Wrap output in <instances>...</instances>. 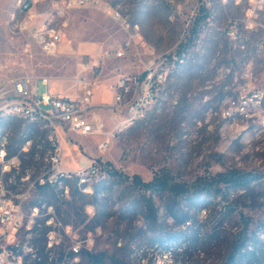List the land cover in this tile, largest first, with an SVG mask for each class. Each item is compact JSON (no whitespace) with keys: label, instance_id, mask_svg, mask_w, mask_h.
<instances>
[{"label":"rangeland","instance_id":"1","mask_svg":"<svg viewBox=\"0 0 264 264\" xmlns=\"http://www.w3.org/2000/svg\"><path fill=\"white\" fill-rule=\"evenodd\" d=\"M52 1L45 0L38 11L50 9ZM12 2L0 0V113L14 98L11 86L18 78L37 79L38 96L46 90L42 78L50 81L53 94L76 95L90 83L94 104L106 95L103 91L110 92L119 74L140 73L159 58H166L170 67L167 99L160 109L153 105L144 120L119 130L117 124L124 114L113 106V100L98 106L105 130L113 134L105 151L98 149L105 134L80 136L66 126L58 127L60 167L82 168L96 160L101 174L95 182L106 181L96 198L77 197L81 218L70 215L80 239L92 234V251L116 256L125 264H222L245 219L249 230L261 234L264 179L228 205L236 208L233 213L223 200L210 198L199 209L185 208L192 221L178 225L166 210L170 200L157 196L153 197L156 219L147 223L141 193L119 185L110 171L139 174L147 181L165 169L175 180L185 182L230 168L264 174V100L260 106H250L249 116L222 114L242 86L264 87V0H95L66 14L64 40L53 55L43 53L29 34L9 27ZM201 4L208 9V17L198 25V34L177 66L175 51L188 39L194 19L202 18ZM111 11L136 29L122 28ZM230 30L234 37L228 34ZM118 50L123 51L121 57L116 56ZM247 71L250 78H246ZM5 118L10 128L1 122ZM10 130L11 152L25 136L34 143L46 136L44 127L29 126L17 115L0 118V135ZM42 146L40 154L47 149V144ZM45 156L25 157L23 164L47 166ZM18 183V178L4 177L7 188L14 189ZM67 199L54 197L50 190H35L25 210L34 203H51L55 219L63 225ZM43 221L40 216L20 232L22 264H38L48 255ZM70 243L62 233L48 264H61L59 254L68 255ZM70 264L86 263L78 257Z\"/></svg>","mask_w":264,"mask_h":264},{"label":"built area","instance_id":"2","mask_svg":"<svg viewBox=\"0 0 264 264\" xmlns=\"http://www.w3.org/2000/svg\"><path fill=\"white\" fill-rule=\"evenodd\" d=\"M44 2L45 0H13L12 6H19V15H12L11 7L8 25L12 30L29 34L43 53L53 55L58 52L64 40V28L68 24L66 14L71 9L93 4L95 0H53L50 9L39 12L38 6ZM112 16L125 30L136 29L134 25L130 26L120 13L112 12ZM228 34L234 37L233 30ZM122 54V50L116 52L117 57ZM245 75L250 78L251 73L247 71ZM36 80H14L11 86L14 98L4 108L5 112L0 113V118L18 115V118L29 126H43L46 133L45 138H42L43 145L47 144V149L40 154L39 150L42 148L35 146L34 159L38 160L39 155H48L47 166L25 167L21 154H27L36 143L32 138H27L18 147L17 152H11L8 149V136H12V130L0 145V264H22L18 241L20 232L24 227L29 229L30 223L40 216L44 217L48 228L45 234V249L49 258L59 246L62 233L71 241L69 252L73 254L74 261H77L81 250L92 251L94 246L90 232L80 239L71 225H62L57 221L52 205L41 203L40 206H31L29 211L25 210V206L32 193L39 187L54 190V186H61V193H56V196L62 198L69 197L73 185L80 192L91 195L93 184L100 177L101 167L96 160H92L85 167L72 170L60 167L58 127L66 126L69 131L80 136L105 134L106 138L98 145L100 151L108 148L113 134L105 130L104 118L92 103L95 90L90 83L85 84L82 92L76 95L53 94L50 81L42 78L40 80L46 87L45 92L41 96H31V89H37ZM170 81V67L166 58L152 60L140 73L119 74L108 89L112 94L113 106L120 114H124V120L117 124V128L122 130L136 121L144 120L148 113L147 102H154V106L160 109L167 99ZM261 98H264V87L250 89L247 85L242 86L238 97L229 100V105L222 114L229 117L235 112L249 116L250 106H260ZM4 177L9 180L18 178L19 183L14 189L7 188ZM80 178H89V185H80Z\"/></svg>","mask_w":264,"mask_h":264},{"label":"trees","instance_id":"3","mask_svg":"<svg viewBox=\"0 0 264 264\" xmlns=\"http://www.w3.org/2000/svg\"><path fill=\"white\" fill-rule=\"evenodd\" d=\"M199 11L202 13V18L196 17L194 19L188 32V39L185 42L179 43L175 51L176 59L174 60V64L177 66L184 60V53L190 48L193 37H196L198 34V25L208 17V9L204 4H201ZM179 60L182 61L180 62ZM1 122L4 123V127H11V123L7 121L6 118ZM27 138L32 137H23L19 145ZM42 145L43 140L38 141L36 144H33L27 154H21L22 162H25V157L33 159L36 151L35 146L43 148ZM110 174L119 185H123L130 192L136 191L141 193V198L144 200V207L147 208V211L143 214L147 223H153L156 219V208L153 197L157 196L161 198L167 197V199L170 200L166 210L168 215L171 216L178 225L191 223L192 221V217L185 211V208L199 209L201 205L210 198H219L228 206L233 201H236V198L240 196V192H248L252 189L254 184L260 183L264 179V174L242 171L237 168H230L214 174L198 176L192 182L177 181L170 172L165 169L157 171L153 174L152 178L147 181L143 180L139 174L128 176L114 170H111ZM105 183L106 181L104 180L94 182L93 193L91 194L92 198H96L103 192L102 189ZM38 190L41 192L50 190L53 196H56L52 188L39 187ZM145 194L148 195L146 196ZM85 195L86 194L80 192L74 185L71 187L70 195L66 200L68 205L67 218L64 220L63 225L72 226L70 222V215L72 214L77 218H81V206H77L76 199L77 197L81 199L85 197ZM40 204L41 203L38 202L34 203L32 206H40ZM47 205L52 204L47 203ZM228 209L230 214L236 210L234 206H228ZM261 227V234L249 230L248 221L245 219L243 229L240 230L232 240L229 251L222 264H264V221L261 223ZM261 235H263V237H261ZM78 257H81V261L84 260L86 264H125L124 261L118 259L116 256H108L105 252L81 250ZM53 258V256L49 258V255H47L43 259V262L39 260L38 264H48L52 262ZM72 258L73 254L70 252L68 255L65 254L64 251L59 254V260L64 264H70Z\"/></svg>","mask_w":264,"mask_h":264},{"label":"bare ground","instance_id":"4","mask_svg":"<svg viewBox=\"0 0 264 264\" xmlns=\"http://www.w3.org/2000/svg\"><path fill=\"white\" fill-rule=\"evenodd\" d=\"M12 15H19V6H13L12 8ZM31 96H38L37 89H31ZM264 98H261V102ZM154 102H147V111L152 108ZM18 116V115H17ZM7 133H3L0 135V145L6 138ZM9 143V140H8ZM46 164H48V155L44 157ZM80 185H89V178H80ZM54 189L61 193V186H54Z\"/></svg>","mask_w":264,"mask_h":264},{"label":"crops","instance_id":"5","mask_svg":"<svg viewBox=\"0 0 264 264\" xmlns=\"http://www.w3.org/2000/svg\"><path fill=\"white\" fill-rule=\"evenodd\" d=\"M103 92H105L106 95H105L104 97H102L101 99H99L98 102L94 103L96 109H98V106L101 105L102 103H104V101H106L107 99H110V98L112 99V94H111V92H108V91H103ZM98 110H99V109H98ZM115 118H116V116H115ZM104 122H105V121H104ZM79 167H81V166H79ZM77 168H78V167H77ZM65 170H72V169H65Z\"/></svg>","mask_w":264,"mask_h":264}]
</instances>
